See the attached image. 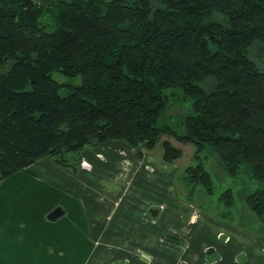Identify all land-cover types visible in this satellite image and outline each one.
Listing matches in <instances>:
<instances>
[{
	"label": "trees",
	"instance_id": "1",
	"mask_svg": "<svg viewBox=\"0 0 264 264\" xmlns=\"http://www.w3.org/2000/svg\"><path fill=\"white\" fill-rule=\"evenodd\" d=\"M257 45L264 0H0V183L45 159L78 173L86 147L115 140L142 157L166 136L195 149L188 200L214 194L203 161L215 156L260 185L245 202L264 221ZM162 147L166 163L183 155Z\"/></svg>",
	"mask_w": 264,
	"mask_h": 264
},
{
	"label": "crops",
	"instance_id": "2",
	"mask_svg": "<svg viewBox=\"0 0 264 264\" xmlns=\"http://www.w3.org/2000/svg\"><path fill=\"white\" fill-rule=\"evenodd\" d=\"M88 147L81 159L86 165L78 176L49 159L37 163L58 179L61 188L76 190L81 197L75 202L77 217H71L70 205L49 199L54 193L51 185L34 183L24 172L0 183V264H56V231L64 233L71 220L80 234L75 244V236L64 237L58 255L82 252L90 238L95 250L86 264H264V246L247 232L194 208L179 214L176 210L183 202H171L172 211L154 199L140 201L136 187L148 190L146 180L150 184L152 175L167 174L149 154L141 157L139 150L116 140ZM107 176L111 187L100 183ZM18 177L29 182L18 183ZM129 191L133 194L123 206ZM56 208L64 213L51 220ZM170 231L185 243L163 241Z\"/></svg>",
	"mask_w": 264,
	"mask_h": 264
},
{
	"label": "rangeland",
	"instance_id": "3",
	"mask_svg": "<svg viewBox=\"0 0 264 264\" xmlns=\"http://www.w3.org/2000/svg\"><path fill=\"white\" fill-rule=\"evenodd\" d=\"M250 54L252 58L261 67H264V46H255L250 51ZM54 77L60 82H71L73 84H76L78 82L77 80H69L58 74H56ZM177 113H180L179 104L174 105V108L170 112V115L173 116ZM164 140H169L175 147L181 149L183 152L182 157L173 164L166 163L162 159V142ZM91 148L95 147L89 146L87 149ZM194 153L195 149L192 145L180 143L172 138L164 136L158 144L157 148L150 153L147 152L146 154H149L156 164L161 163V168H166L167 174L157 176V178L156 175H152V180H150V184H148L147 180L145 179L146 184L148 185V190H143L142 187L139 189L136 187V190L139 192L136 193V196L138 195L137 197L140 199V201H147V198H150L155 200L156 205H159L158 203H164L166 206L169 207L170 210L173 209L171 206H169L171 202H183L185 205L178 206L176 210L179 214H185L186 210H188L189 208H194L198 210L201 215L213 217L216 220L220 221L223 225H229L233 227V229L247 232L249 238L254 237L260 242L261 245H263L261 239L264 240V221L255 216L253 213H251L248 210L245 202L247 194L257 190L260 185L256 182H251L248 176L246 175H241L236 179L229 177L220 165L218 158L215 156H210L208 158H205L203 163L206 170L210 172L213 177L215 192L213 195L209 196L205 192V190L200 187L197 189V192L194 194V196L191 197L190 200H188V189L184 187L181 175L187 167L197 165L194 158ZM58 166L68 170L67 168H64L60 165ZM29 169L23 172L28 178L32 179L34 183L40 182L42 184L45 183L51 185L50 187H52L54 191L52 196L49 198L51 199V201H55L54 203H65L67 205H70L71 217L78 216V214H76V211L79 208H76L75 202L81 201V197L78 198L77 194L75 193L76 190L70 191L68 189L66 190L64 188H61L59 184H62L58 182V179L54 175L50 174V172L46 170V167L41 164H37L35 167ZM79 174L80 172H78L76 175L78 176ZM16 182L26 184L29 181L25 180L24 177H18ZM100 183L104 185H109L111 187L112 179L107 176L100 180ZM228 190H232L235 198V205L232 208L226 207V199L221 200L223 194ZM47 193L49 195L48 190ZM132 194V191L126 193V198L125 202L123 203V206ZM223 216H226L225 219L221 218ZM168 225H173V223L171 221H168ZM77 227L78 225L75 226L74 222H72L71 220L69 221L67 229L64 233L60 234L58 230L56 231V264H86V261H88L91 255L93 254L95 250V240H91L89 238L87 243V249L83 248L82 252L78 254H68L66 251L64 258L63 256L58 255V253L60 252L58 248L61 245V240L67 235L75 236V239L73 240V244H75L76 234H80ZM243 258L244 257H241L240 259L243 260Z\"/></svg>",
	"mask_w": 264,
	"mask_h": 264
},
{
	"label": "flooded vegetation",
	"instance_id": "4",
	"mask_svg": "<svg viewBox=\"0 0 264 264\" xmlns=\"http://www.w3.org/2000/svg\"><path fill=\"white\" fill-rule=\"evenodd\" d=\"M85 165H86V163H83V161H81V170L85 167ZM75 174H77V173H75ZM162 240L165 241V242H169V243H173V244H177V245H182V244L185 243L184 239L180 235L176 234L173 231H170V232L166 233L162 237Z\"/></svg>",
	"mask_w": 264,
	"mask_h": 264
},
{
	"label": "water",
	"instance_id": "5",
	"mask_svg": "<svg viewBox=\"0 0 264 264\" xmlns=\"http://www.w3.org/2000/svg\"><path fill=\"white\" fill-rule=\"evenodd\" d=\"M64 211L62 208H56L50 215L49 218L51 220H55L58 219L59 217H61L63 215Z\"/></svg>",
	"mask_w": 264,
	"mask_h": 264
}]
</instances>
